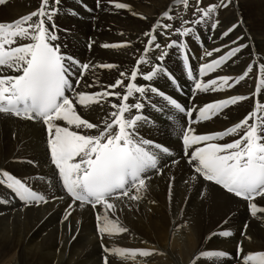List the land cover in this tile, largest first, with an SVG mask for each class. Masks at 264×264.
<instances>
[{"label":"bare ground","instance_id":"bare-ground-1","mask_svg":"<svg viewBox=\"0 0 264 264\" xmlns=\"http://www.w3.org/2000/svg\"><path fill=\"white\" fill-rule=\"evenodd\" d=\"M120 2L127 3L132 11L116 9L114 3ZM203 3H219V0H203ZM177 4L178 0H113L112 4L108 0H101L97 7L96 0H82V3L81 0H61L59 15L55 17L59 39L54 43L60 45L61 54L74 57L81 64L90 63L94 66L83 74L76 91L94 93L110 90L108 86L121 78L119 72L130 74L137 66L140 71L148 72L151 64L140 65L142 50L148 39L144 33L160 20L166 10ZM85 5L91 11L85 10ZM39 6L40 0H8L0 6V22H13ZM192 10V7H177L175 12L187 19L191 18ZM73 11L78 15H74ZM133 12L137 15H133ZM217 18L219 25L214 31L205 25L200 30V39L193 37L190 50L194 57L191 63L195 69L212 62L229 49L214 53L212 57L203 56L205 51L226 44L229 48L235 47L230 42L243 36L244 39L239 43H248L249 47L238 53L232 61L201 78L207 81L228 75L232 78L230 87L208 93L196 90L185 75L183 56L176 48L170 50L164 64L174 74L180 88H176V84L165 76H158L152 81L156 88L189 109L193 105L200 107L235 95L247 97L209 121L188 125L195 134L224 131L250 113H255L256 118L264 121V110H258V106L264 107V85L261 84L264 74L260 72V64L264 62V0H232L231 5L219 9ZM170 23H173L170 39H180L174 34L179 19ZM237 24L239 26L234 31L222 37L223 32ZM159 41L168 43L164 37H160ZM27 42L18 40L17 45ZM90 42L91 48L88 49ZM106 43L125 46L106 49L102 46ZM158 51L151 50L147 58L151 61ZM108 63L116 67H100ZM73 72L75 74L71 82L75 86L76 76L81 73L76 66H73ZM0 75L19 73L3 68L0 69ZM241 75L245 79L235 83ZM137 83L145 82L141 79ZM89 84L93 86L89 88ZM115 91L121 92L122 89L118 87ZM112 102L119 103L114 97H108L102 100L101 105L93 104L88 108L77 105V112L103 127L104 116L113 111L110 108ZM142 115L145 119L138 128L139 134L170 149L173 156H164L162 163L172 159L178 163H169L163 174L149 173L151 179L146 181L147 190H141L140 200L132 201L125 197L115 201L116 215L113 217L109 213V218L118 220L128 231L105 235L101 239L93 220L102 212L100 206L93 209L90 205L80 206L79 202H75L66 211L70 198L61 187L58 170L51 162L48 133L42 122L0 113V169L29 181L35 190L44 193L48 199V203L39 206H25L10 190L0 186V197L10 201L7 204L0 203V255L4 258L18 257V260H12V264H102V258L106 255L102 245H107L113 250L123 247L153 253L146 258L138 254L135 258L109 255L110 264H210L211 258L202 260L198 254L205 249H218L234 255L240 244L243 251L237 255L238 261H234L230 255L223 261L217 258L215 264H243L247 254L264 252V218H260L264 217V213H258L257 217L250 216L248 202L227 193L214 182L204 180L187 163V157L182 155L179 129L187 124V119L156 95L151 96ZM251 122H255V118ZM57 123L67 126L63 121ZM81 131L97 134L96 129ZM237 138L228 136L213 142L225 144ZM203 146L193 145L192 148ZM57 196L63 198L56 199ZM256 202L264 206V198H258ZM68 212L71 215L67 220L63 219ZM222 230L243 235H235L233 241L222 237Z\"/></svg>","mask_w":264,"mask_h":264},{"label":"snow or ice","instance_id":"snow-or-ice-1","mask_svg":"<svg viewBox=\"0 0 264 264\" xmlns=\"http://www.w3.org/2000/svg\"><path fill=\"white\" fill-rule=\"evenodd\" d=\"M8 0H0V6ZM101 0H96L97 7ZM110 4L113 0H108ZM61 0H40V6L31 13L18 18L13 22H0V69L7 68L19 75H0V113L10 114L26 120H39L46 127L50 159L61 187L70 198L66 211L73 207L75 202L80 206L90 205L93 209L101 207L102 212L97 214V231L101 239L105 235L126 233L118 220L114 217L117 205L115 201L128 198L132 201L141 199V190L146 191V181L151 179L149 173L163 174L164 168L177 160L162 163L164 156H173L167 146L142 137L138 128L145 119L142 115L151 96L156 95L166 101L171 109L178 111L187 119V124L181 126L182 155L187 157V163L192 165L196 174L206 181L214 182L236 198L247 203L250 216L257 217L264 213V206L258 205V198H264V121L250 113L242 121L226 130L212 134H195L188 125L209 121L220 115L229 106L247 99L244 95H235L231 98L219 99L203 106L186 108L174 97L165 94L156 88L152 81L158 76H165L170 82L180 88L179 82L173 73L166 68L164 61L170 50L176 48L183 56L186 77L193 82L194 88L201 93L210 91H224L230 87L232 78L221 75L205 81L201 79L214 72L222 65L232 61L248 43H239L243 36L236 37L230 44L220 48L205 51L203 56L212 57L214 53L226 51L219 58L210 63H204L193 68L191 63L194 53L190 50L193 37L200 39V30L207 25L215 30L219 25L217 13L219 9L232 4V0H219V3L204 5L203 0H178L176 6L170 7L163 13L148 31L146 47L142 50L140 65L151 64L148 72L140 71L139 66L130 74L119 72V77L110 90H98L94 93L77 92L79 81L84 73L88 72L90 63H80L74 57L61 54L60 45L54 42L59 39L55 17L59 15ZM82 3V0H81ZM87 8V6H84ZM116 9L132 11L127 3H114ZM192 7L191 18L179 17L175 9ZM91 11V9H87ZM74 15H78L73 11ZM133 15L137 13L133 12ZM179 19L174 34L178 40L170 39L173 32V23ZM51 25V27H49ZM239 25H233L223 32L222 37L228 36ZM67 31V30H65ZM160 37L168 40L167 44L159 41ZM29 41L17 45V41ZM17 45V46H13ZM104 48L117 49L125 45L106 43ZM91 48V42L89 43ZM159 50L150 61L148 53ZM203 58V57H202ZM73 66L80 69V76H76V85L71 82L75 74ZM100 67L113 69L112 63L102 64ZM250 71V69H249ZM260 72L264 74V62L260 64ZM198 73V74H197ZM143 80L144 84L137 83ZM241 75L235 83L244 80ZM125 80L128 82L125 83ZM264 85V79L261 80ZM93 85L89 84L91 88ZM120 87L121 92L115 91ZM66 92L68 94H66ZM114 97L119 103H110L113 111L107 113L103 120V127L98 123L90 122L81 113L77 112V105L88 108L91 105H101L102 100ZM75 101V103H74ZM155 107V105H153ZM258 110H264L259 107ZM197 114V115H194ZM110 117V118H109ZM251 122L250 121H254ZM57 121H63L67 126H61ZM72 128L76 130H71ZM97 130V134H87L81 130ZM228 136H237L230 143L220 144L213 141L223 140ZM204 144L203 147L192 148L193 145ZM192 148V151H189ZM79 157L77 161L76 158ZM75 161V162H74ZM0 186L6 187L14 197L25 206L48 203L44 193L35 190L29 181L11 174L8 170L0 169ZM62 199V196L55 197ZM0 203L10 201L0 197ZM71 212L63 219L67 220ZM264 218V217H260ZM247 227V225H245ZM230 230H222L221 236L232 237ZM243 235V233H242ZM106 254L103 264H110L109 255L122 258L149 257L153 253L148 250H129L118 248L113 250L102 245ZM242 245L237 246V255L242 253ZM230 254L224 250L205 249L198 254L199 259H210L215 264L217 258L221 261L228 259ZM194 259H197L194 257ZM264 264V252L247 254L243 264Z\"/></svg>","mask_w":264,"mask_h":264},{"label":"rangeland","instance_id":"rangeland-1","mask_svg":"<svg viewBox=\"0 0 264 264\" xmlns=\"http://www.w3.org/2000/svg\"><path fill=\"white\" fill-rule=\"evenodd\" d=\"M87 9H89L88 7L87 8H85V10H87ZM93 22V21H92ZM164 43V42H163ZM165 44V43H164ZM167 44V43H166ZM88 49H90L89 47H88ZM186 75V74H185ZM176 88H177V85H176ZM183 92H182V89H181V94H182ZM93 220H95V223L97 224V219H96V216L94 217V219ZM235 235H237V236H242V233H234L233 232V235H232V237H230L229 238V240H235ZM254 236H255V234H254ZM257 253H260V252H255V254H257ZM231 255V254H230ZM231 257L234 259V261H238L237 260V254H232L231 255ZM12 260H18V257H16V256H13L12 258H9V257H6V258H4L3 257V255H0V264H12ZM102 264H103V262H102Z\"/></svg>","mask_w":264,"mask_h":264}]
</instances>
